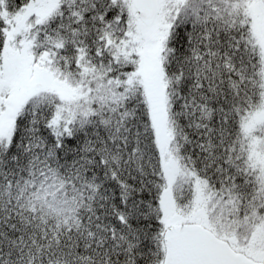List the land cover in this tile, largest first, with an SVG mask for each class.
I'll return each mask as SVG.
<instances>
[{"label": "snow or ice", "instance_id": "snow-or-ice-1", "mask_svg": "<svg viewBox=\"0 0 264 264\" xmlns=\"http://www.w3.org/2000/svg\"><path fill=\"white\" fill-rule=\"evenodd\" d=\"M0 264H264V0H0Z\"/></svg>", "mask_w": 264, "mask_h": 264}]
</instances>
